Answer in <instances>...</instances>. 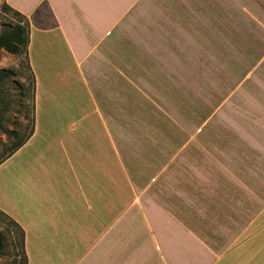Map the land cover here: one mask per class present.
Instances as JSON below:
<instances>
[{
  "label": "crops",
  "instance_id": "0c3cea01",
  "mask_svg": "<svg viewBox=\"0 0 264 264\" xmlns=\"http://www.w3.org/2000/svg\"><path fill=\"white\" fill-rule=\"evenodd\" d=\"M7 3L30 23L35 132L0 211L27 264H264V0Z\"/></svg>",
  "mask_w": 264,
  "mask_h": 264
},
{
  "label": "trees",
  "instance_id": "16d2710c",
  "mask_svg": "<svg viewBox=\"0 0 264 264\" xmlns=\"http://www.w3.org/2000/svg\"><path fill=\"white\" fill-rule=\"evenodd\" d=\"M3 9L6 12L14 13L17 19L13 20V26H4L0 30V51L26 59L27 67L30 71V82L28 85L20 83L17 87L13 88L11 86L15 84L16 71L0 69V133H3L7 137V141L10 144L6 155L0 159V164L25 145L35 132V76L28 56L30 23L21 13L9 6V4H4ZM14 89L18 91V94L12 92ZM8 113H25V119L28 120V123L25 125L21 121H17L13 129H8L4 116ZM16 226L20 232V239L16 241L23 251L22 264H27L25 233L18 224ZM6 241V235L0 231V255L6 249Z\"/></svg>",
  "mask_w": 264,
  "mask_h": 264
},
{
  "label": "rangeland",
  "instance_id": "374dc122",
  "mask_svg": "<svg viewBox=\"0 0 264 264\" xmlns=\"http://www.w3.org/2000/svg\"><path fill=\"white\" fill-rule=\"evenodd\" d=\"M4 4H8L7 0H0V30L4 26H13V20L17 19L14 13L6 12L3 9ZM225 42L226 41H222V40L220 42V50H219L220 56L218 57L221 58V60L222 58L225 59L227 58L226 56H222V52H226L227 50ZM246 44L249 47L250 44L249 41ZM243 46L244 45L242 43L240 48H244ZM235 58L238 59V57ZM0 69L16 71L14 78L15 84L11 86L13 88L17 87L20 83L22 84L26 83L28 85V83L30 82V71L28 70L27 61L24 57L13 56L4 51H0ZM203 77H204L203 87L202 89H198V96L203 97L204 102L208 103L211 102L210 100L212 97L211 73L205 72L203 74ZM12 92L14 94H18V91L16 89H14ZM181 96H182V106L180 103H178V100L174 96H173V104H175L174 106L178 108L179 113L181 112V114L183 113L185 114V105L187 103L194 102L196 94L192 90H187V95H185V90H181ZM175 113L176 112H173V114ZM4 116H5L6 127L8 129H13L15 127V124H17V121H21L25 125L28 123V120L25 119V113L22 114L8 113L7 115L5 114ZM73 122L74 121L67 123L71 124ZM77 123H81L83 125L87 124V122L85 123L77 122ZM78 127H80V125H78ZM156 127H161V124H158ZM8 146H10V144L7 141V137L3 133H0V159H2L6 155ZM8 164L10 163L7 160L0 166V185L2 184L1 181L4 179V171L7 168ZM0 231L3 232L7 237L6 249L0 255V264H22L23 251L22 248L17 243V241L20 239L19 229L16 226V224L1 211H0Z\"/></svg>",
  "mask_w": 264,
  "mask_h": 264
}]
</instances>
